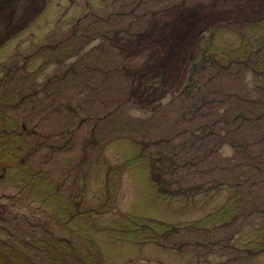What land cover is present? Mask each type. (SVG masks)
<instances>
[{"label":"rangeland","instance_id":"1","mask_svg":"<svg viewBox=\"0 0 264 264\" xmlns=\"http://www.w3.org/2000/svg\"><path fill=\"white\" fill-rule=\"evenodd\" d=\"M180 1L0 0V78L13 75V79H17L18 74L22 75L18 67L27 65L42 69L37 82L43 83L45 77L63 73L86 53L80 77L69 78L68 81L73 82L70 88L54 96L57 102L65 99L79 104L80 101L83 106L77 110L60 108L59 111L42 108L47 114L34 113V118L45 116L39 129L41 133H51L56 151L51 152V157L47 148L41 149L32 166L49 171L61 190L63 204L45 202L28 186L0 180V264H61L62 259L63 264H100L94 257H100L101 264H264V239L262 250L256 244L250 251L244 248L248 237L255 241L258 230L264 235V210L253 211L254 194L249 199L248 218L240 215L232 224L188 229L187 225L219 206L229 191L199 192L194 198L187 196L193 198L188 203L185 198L161 194L158 184L151 178L147 153L173 152L177 153L179 161H183L194 157L199 145L195 136L201 133L198 126L205 116L199 117L201 111L181 114L183 101L185 106L189 105L181 93L190 63L181 62L180 58L188 57L189 44L180 41L168 45L171 47L168 62L172 66L160 83H151L144 93L145 83L150 85L148 80L135 81L128 76L126 80L134 86L131 97L126 98L127 89L123 91L127 83L123 80L122 69L125 65L133 69L153 46L158 45L154 41L157 40L156 33L160 37L165 29L160 30L154 25L174 18L172 10L163 9ZM200 1L208 3L210 0ZM238 1L242 0H227L226 5H235ZM201 20L202 15L197 19L192 35L199 29ZM186 23L184 17L183 22L179 21L171 31L167 29L169 32H165L164 41L171 37L179 39ZM219 23L230 26L224 20ZM147 29L148 36L143 34L130 44L137 33ZM117 31H121L119 37L131 38L123 45L113 39L118 46L122 45L118 50L109 41ZM190 36L191 33L187 38ZM205 36H199L195 47ZM234 37L232 29L222 30L216 42L229 44ZM119 62L122 63L120 68L110 70ZM14 66H17L16 70ZM24 80H29V76ZM226 83L236 89L240 86V81L233 79L220 84L218 93L225 91ZM213 95L210 92L206 96ZM30 105L25 102L22 107ZM113 118L118 123L108 124ZM129 121L132 130L126 128ZM66 123L70 130L63 131ZM62 131L66 139L72 135L73 142L67 143L71 147L62 145ZM251 132L249 129V136ZM155 139L162 140L152 144ZM85 144L86 156L81 160L79 155ZM230 147L224 144L212 157L213 162L177 168L169 180L178 182L169 183V187L202 182L205 187L211 185L212 178L220 175L216 169L220 164L219 156L226 158L236 154L237 150ZM256 151L258 147H253L250 154ZM261 151L264 152V147ZM138 152L146 154L145 158L128 168H119ZM261 175L264 173L256 177L261 178ZM258 185L264 191V183L256 184L252 190ZM136 220L159 226L155 233L157 240H149L150 226H137ZM172 226L179 227L177 232L162 237L161 232ZM247 230L251 234L245 238L243 233ZM44 238L64 241L66 249L61 253L65 252V256L60 255L58 260L56 250L50 255L40 250L38 240ZM257 252L260 254L256 255Z\"/></svg>","mask_w":264,"mask_h":264},{"label":"trees","instance_id":"2","mask_svg":"<svg viewBox=\"0 0 264 264\" xmlns=\"http://www.w3.org/2000/svg\"><path fill=\"white\" fill-rule=\"evenodd\" d=\"M226 1L210 0L208 3H204L198 0L189 3L188 0H181L176 5L163 9V11L172 10L174 18L167 19L164 23L157 22L154 25V27L161 28L160 30L165 29L160 33V37L157 36V33L156 37L154 35L157 39L154 41L158 45L153 46L147 56L143 57L135 67H132L133 69H129L126 65L122 69L123 80H126L128 76L135 81L148 80L147 82L150 85L145 83L143 86L142 92L145 93L151 83H160L164 80L170 66H172L168 62V59L171 58V47H168V45L171 46L173 42L181 41L188 43L189 48L191 47L188 57L183 56V58H180L181 62L188 61L190 63L187 82L181 93V95L184 94L189 105L185 106L183 101L184 107L181 108V114L184 116L187 111L194 113L201 111L202 113H198L199 117L203 118L202 116H205L204 119L200 120L198 126L201 133L195 136V139L199 141L195 151L196 155L179 161L177 153L172 152L169 154L160 151H155L153 155L147 153L151 178L158 184L161 194L178 199L185 198L184 201L189 203L199 192L206 190L213 193L223 190L229 191V194L219 206L213 208L192 224L187 225L188 229L198 230L205 229L209 225L232 224L240 215L241 217H247L246 211L252 194L255 195L253 211L264 210V203H262L264 202V191L259 185L257 189L252 190L256 184L264 183V176L261 175V178L256 177L264 173V162L262 161L264 152L261 151V148L264 147V0H242L235 5L230 4V6L226 5ZM201 15V28L199 27L197 32L192 35L197 19L201 18ZM184 17L187 19V23L184 25L181 37L177 34L179 39L171 37V39L166 40L167 42L164 41L165 37L163 36L168 31L167 29L171 31L179 21L183 22ZM222 20L229 23L230 26L220 25L219 22ZM226 29L233 30L235 35L233 41L229 44L217 43L216 39L219 32ZM120 32H114L113 37L109 38L116 50L125 43L124 41L131 39L130 37L126 39L119 37ZM148 32L149 29L146 32L137 33L136 37L130 40V44L134 40L135 42L138 41L143 34L148 36ZM189 33H191V36L187 38ZM203 34L206 36L202 38L198 47H195L197 39ZM113 39H116L122 45L118 46L116 40L112 41ZM85 57L86 53H83L77 59L78 61L73 59L75 62L67 67V71L65 70L58 75H48L43 83L37 82L39 80L37 75H40L42 69L28 67L27 65L18 67L22 75L18 74L17 79H13V75L0 78V180H6L13 185L28 186L30 191L37 194V198L45 202L59 201L63 204L61 190L51 178L49 171L40 166H32L35 155L41 149L47 148L51 157V152L56 151L51 141V133H41L39 129V126L45 120V116L34 118V113L41 111L47 114L44 112L46 109L59 111L60 108L68 110L67 108L70 107L77 110L83 106L80 101L79 104H72L65 99L57 102L54 100V96L70 88V83L73 84V82L68 81L69 78L74 80L80 77V69L85 66L82 63ZM121 65L122 63L119 62L110 70H116ZM14 67L16 70L17 66ZM13 72L15 74V71ZM104 73L107 74V72ZM28 76L29 80H24V77ZM233 79L240 81V86L237 89L226 83L225 91L218 93L217 87L220 84L232 82ZM125 84L127 87L123 91L127 89L126 98H129L134 86L128 79ZM211 87H215V89H211ZM201 89H204L202 94ZM210 92L214 95L207 97L206 95ZM40 93H44V96L41 97ZM197 101L199 103H196ZM25 102H29L31 105L28 108L22 107ZM42 108L45 110H41ZM111 120L107 123L110 124L114 121L118 123L115 118ZM126 128L132 130L133 125L130 121ZM67 129L70 130V127L66 123L63 131H67ZM138 129H141V127ZM249 129H252L250 136L248 134ZM63 131L61 133L62 145L71 147L67 143L73 142L72 135L66 139ZM125 132L128 131L125 130ZM161 140L155 139L151 142L156 144ZM224 144L230 145L237 151L235 155L226 158H222V155L219 156L218 162L220 164L216 166V169L220 171V175L212 178L211 185L205 187L203 182L187 186L177 183L178 186L169 187V183L178 182L176 179L169 180L176 174L177 168L202 165L207 161L213 162L212 157L218 154ZM86 145L82 146V153L79 155L81 160L86 156ZM201 146L205 148L201 149ZM253 147H258V151L250 154ZM145 156L146 154L138 152L135 156L128 157L119 168H128L139 159L145 158ZM250 159L255 160L247 162ZM135 222L137 226H150L148 229L152 230V235L149 240H157L155 233L158 231L156 228L159 226L156 227L153 223L147 221L136 220ZM253 225L256 227V224L253 223ZM177 228L179 227L165 228V231L161 232L163 234H160L164 237L170 232H177ZM257 232L258 235L255 236V241L248 237L251 231L247 230L243 233V237H248L244 248L250 251L252 246L256 244L261 246L260 250L263 249L261 244L264 235L260 230ZM3 241L5 240L2 239ZM38 241L39 248L41 246L40 250L43 249L42 251L48 255L56 250L58 260L60 255L65 256V252L61 253V251L66 249V244L61 239L44 238ZM31 243L33 245V242ZM12 245L15 246L14 243ZM1 247H3L2 244ZM5 247H8V245ZM8 256L12 257L10 254ZM94 260L100 264L103 262L100 257H94ZM63 262L62 259L61 264Z\"/></svg>","mask_w":264,"mask_h":264},{"label":"crops","instance_id":"3","mask_svg":"<svg viewBox=\"0 0 264 264\" xmlns=\"http://www.w3.org/2000/svg\"><path fill=\"white\" fill-rule=\"evenodd\" d=\"M222 148H223V147H222ZM222 148H221V149H222ZM230 148H231V147H230ZM231 149H232V148H231Z\"/></svg>","mask_w":264,"mask_h":264}]
</instances>
